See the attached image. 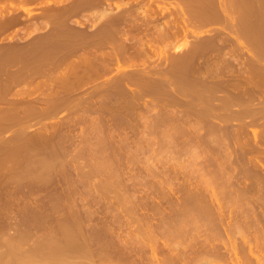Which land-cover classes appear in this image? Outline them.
<instances>
[{
  "label": "rangeland",
  "instance_id": "374dc122",
  "mask_svg": "<svg viewBox=\"0 0 264 264\" xmlns=\"http://www.w3.org/2000/svg\"><path fill=\"white\" fill-rule=\"evenodd\" d=\"M52 257L264 264V0H0V264Z\"/></svg>",
  "mask_w": 264,
  "mask_h": 264
},
{
  "label": "bare ground",
  "instance_id": "6f19581e",
  "mask_svg": "<svg viewBox=\"0 0 264 264\" xmlns=\"http://www.w3.org/2000/svg\"><path fill=\"white\" fill-rule=\"evenodd\" d=\"M69 232H70V231H69ZM70 234H71V233H70ZM72 235H73V233H72ZM66 239H67V238H66ZM72 239H73V238H72ZM68 242H69V241H68ZM53 251H54V250H53ZM58 251H59V250H58ZM58 251H57V252L54 251V252H55V253H58ZM54 252H51L50 255H53L52 253H54ZM63 252H64V251H63ZM68 253H69V252H68ZM31 254H32V253H31ZM33 254H34V253H33ZM48 254H49V253H48ZM34 255H35V254H34ZM34 255H33V256H34ZM54 255H56V254H54ZM46 256H47V255H46ZM43 257H44V256H43ZM48 257H50V256L48 255ZM48 257H47V258H48ZM30 258H32L31 255H30ZM45 258H46V257H45ZM52 258H53V257H52ZM50 259H51V258H50ZM30 260H31V259H30ZM30 260H29V259H28V260H23V261H22L23 263H21V264H33V263L35 262V261H30ZM32 260H33V259H32ZM43 260H44V259H43ZM43 260H42V261H43ZM54 260H55V259L53 258V264H54ZM57 260H58V259H57ZM42 261H41L40 263H37V264H48V263H44L45 261H44V262H42ZM47 261H48V260H47ZM50 261H51V260H50ZM49 264H50V263H49Z\"/></svg>",
  "mask_w": 264,
  "mask_h": 264
}]
</instances>
